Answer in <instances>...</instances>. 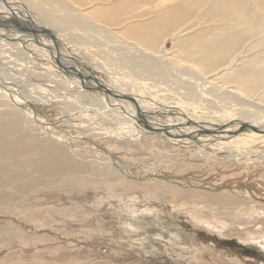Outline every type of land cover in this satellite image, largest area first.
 Returning a JSON list of instances; mask_svg holds the SVG:
<instances>
[{"label": "rangeland", "instance_id": "obj_1", "mask_svg": "<svg viewBox=\"0 0 264 264\" xmlns=\"http://www.w3.org/2000/svg\"><path fill=\"white\" fill-rule=\"evenodd\" d=\"M67 1L115 36L167 56L184 74L178 84L192 88L217 77L231 95L264 103V0ZM105 32L79 31L75 45L64 43L106 62L111 76L137 79L118 63L133 51ZM21 53L0 43V83L36 105L57 103L41 117L58 122L72 142L37 138V120L0 115V126L13 129L8 142L40 143L61 157L20 179L0 177V264H264V164L233 162L224 153L202 158L157 135L118 139L113 135L132 123L69 96L59 79H48L49 69ZM147 77L139 75L159 84ZM79 116L88 126H73ZM95 127L108 136L94 135ZM80 135L88 140L79 141Z\"/></svg>", "mask_w": 264, "mask_h": 264}, {"label": "bare ground", "instance_id": "obj_2", "mask_svg": "<svg viewBox=\"0 0 264 264\" xmlns=\"http://www.w3.org/2000/svg\"><path fill=\"white\" fill-rule=\"evenodd\" d=\"M36 3L41 5L37 7ZM98 30L106 31L105 33L110 31L107 38L116 39L122 46L133 51L132 55L123 57L118 63H120L121 70L127 68L135 78L138 77L137 79L122 77L114 73L111 76L112 73L109 72L106 62L95 58L92 60L86 54H76L73 49H70L64 43L68 39L75 45L76 32L80 31L90 36L92 32ZM111 30L106 29L102 24L95 23L92 18L82 13L77 5H73L67 0H0V43L6 48L14 49L19 53L22 52V56H24V59L26 57L27 61L32 60L38 66L46 67L45 70L49 69L45 72L46 76L48 74V79L55 81L59 79V82L61 81L64 88H66L65 90L69 92V96L72 95L73 97L75 95L76 98L78 96L82 101L84 99L85 102L90 103L92 107L96 106L98 108V105H100L106 110L112 111V113L120 114L124 120H127L126 122L133 124L132 129L129 128L130 130L126 132V129H120V132L119 130L118 133L114 132L113 136L133 142L134 138H138L135 137L137 136L135 133L139 134V137L147 136V134L152 137L157 135L162 136L181 149L192 151L202 158H215L224 153V156L233 162L237 160L245 165L249 162L264 164V103L259 105L255 98L248 95H231V90L226 86L228 83L223 85L222 81L221 83L215 82L217 80L216 76V79L212 81L213 84L194 82L196 87L192 86V88L186 84L184 86L178 84V81H182V73L172 67L167 56H161L140 43L121 39L123 36L119 38ZM82 49L87 51L85 48ZM224 70H227V68ZM143 73H147L151 77L147 78L153 79L159 84L151 85L141 81L139 75H143ZM182 75L184 76V74ZM15 83L17 84V82ZM52 85L55 86V84ZM190 85H193V83ZM9 92L13 93L11 86L7 84L3 86L1 82V117L9 116L12 119L11 116L15 115L16 117L20 116L25 121L37 120L39 123L33 129L36 132V137L45 138L47 136L55 142L59 141V143L72 142L71 138H68L70 135L66 133L67 131H61L58 122L55 120L48 122L41 117L45 115L43 113L44 107L47 108L52 104L56 107L58 106L57 103H53L54 101L46 103L41 100L40 106L36 105L37 100L34 103L30 99H24L22 95V98L15 97ZM35 92L37 93V91ZM36 93L34 94L37 95ZM51 94L55 95V93ZM130 100H133L134 103ZM79 104L82 105V103ZM79 104L77 105L79 106ZM75 106L71 108L75 109ZM161 113H164V118L160 116ZM82 117H77L78 119L74 121L72 117L70 120L73 121V126L78 128L88 126V120L86 121ZM88 118L90 119V117ZM95 126L98 127V125ZM97 130L96 128L94 135L95 133H101ZM12 131L13 129L8 125L0 126V167H2L0 177L15 174L9 180L20 179L21 175L31 172L33 167L34 169L35 167H42L45 170L50 162L59 161L61 158L58 151V154H55L51 149L39 146L40 143L28 147L20 145L21 142L19 144L8 142L6 135L11 134ZM42 133L44 136L41 135ZM101 134L107 135L105 133ZM71 137L73 139L75 136ZM79 137V141L88 140L84 135ZM52 143L59 145V143ZM92 148L95 151L97 150L96 145ZM55 149L58 150V147ZM106 153V155H110L109 152ZM220 156L218 157L220 158ZM33 157L35 158L34 163L40 162L37 164L38 166H35L36 163L30 164ZM10 167L14 169H10Z\"/></svg>", "mask_w": 264, "mask_h": 264}, {"label": "water", "instance_id": "obj_3", "mask_svg": "<svg viewBox=\"0 0 264 264\" xmlns=\"http://www.w3.org/2000/svg\"><path fill=\"white\" fill-rule=\"evenodd\" d=\"M130 101H131L132 103H134L133 100H130Z\"/></svg>", "mask_w": 264, "mask_h": 264}]
</instances>
